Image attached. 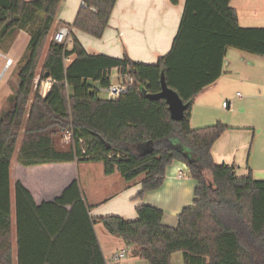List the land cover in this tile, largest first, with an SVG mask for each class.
Masks as SVG:
<instances>
[{"label":"trees","instance_id":"trees-1","mask_svg":"<svg viewBox=\"0 0 264 264\" xmlns=\"http://www.w3.org/2000/svg\"><path fill=\"white\" fill-rule=\"evenodd\" d=\"M83 1L66 26L101 39L117 0ZM61 2L0 0V51L19 32L30 37L19 86L0 116V264H106L97 223L150 264H173L176 253L184 264H264V180L238 177L234 166L215 163L212 149L227 125L191 127L195 99L223 75L228 50L264 56V27H242L232 0H187L170 52L147 65L128 56L89 55L74 33L70 48L49 43ZM113 70L129 74L135 85L117 99H103L99 88L112 85ZM162 76L188 105L181 122L172 121L165 100L141 91L160 93ZM47 81L43 96L40 85ZM67 132L70 146L59 148ZM143 146L148 149L137 148ZM173 161L185 162L197 182L194 205L182 211L176 228L148 205L137 208L133 221L94 220L78 180L40 202L21 179L13 182L15 163L25 169L102 163L105 175L119 173L128 184L144 177L142 196L163 185ZM28 176L32 185L43 178Z\"/></svg>","mask_w":264,"mask_h":264},{"label":"crops","instance_id":"crops-1","mask_svg":"<svg viewBox=\"0 0 264 264\" xmlns=\"http://www.w3.org/2000/svg\"><path fill=\"white\" fill-rule=\"evenodd\" d=\"M186 2L117 0L104 41L76 30L73 33L89 55H107L118 59L128 56L136 63L156 64L173 46ZM83 3V0H63L56 25H73ZM231 6L238 12L242 27L258 23H263L264 27V0H232ZM68 45L70 48L69 42ZM232 54L230 58L228 50L223 75L195 99L191 127L198 129L218 122L227 125L229 130L216 141L212 149L215 163L234 166L238 177L251 174L255 180L263 181L264 56L247 55L241 51ZM118 76V70H113L112 84L118 82ZM238 88H243L246 96L241 92L229 94ZM137 148L148 149L146 146ZM181 173L184 176L181 177ZM28 175H42L43 178L32 185ZM143 178L139 177L128 184L119 173L105 175L102 163L87 162L82 169L79 163L30 169L16 163L13 165V182L21 179L39 202L53 199L72 181L78 180L87 203L92 206L90 216L94 220L118 216L133 221L138 218L137 208L148 205L163 211L165 226L176 228L182 211L193 206L195 201L197 182L191 177L188 165L173 161L166 169L163 185L140 196ZM100 226L104 227L97 223L94 228L105 259L122 249H132L122 239L110 235L104 227L110 235L107 237Z\"/></svg>","mask_w":264,"mask_h":264},{"label":"rangeland","instance_id":"rangeland-1","mask_svg":"<svg viewBox=\"0 0 264 264\" xmlns=\"http://www.w3.org/2000/svg\"><path fill=\"white\" fill-rule=\"evenodd\" d=\"M60 6H61V4H60ZM60 6L58 9V13L60 12ZM57 16H58V14H57ZM262 25H263V23H260V24L258 23V25H255V26L249 25V26H243V27H246V28L263 27ZM61 26H63V25H61ZM58 27L59 26H57V25L55 26L56 30L50 36L49 43L51 41H54V36L57 32ZM105 32H104L102 38L98 39L99 41L100 40L104 41ZM29 40H30V37H29L28 33L19 32L17 34V36L15 37L14 41L12 42V44L10 45V47L0 51V76H1L0 77V116H1L2 111L7 106V99L9 98L10 95H12L16 92V90L19 86V71H20L19 69L21 67L23 57L25 56V54L27 52V46H28ZM70 40H71V38H70ZM70 40H69V43H70ZM48 46L49 45L47 44L46 48L44 50L43 56H42V61H44V59L47 55ZM232 53H240V51L238 52V50L230 49V58L233 57V55H234ZM247 55H252V54L247 53ZM4 57L13 60V65L8 70L5 69L7 59ZM40 73H41V68H39V70L37 72V76H38L37 82H38V79L40 77ZM112 81L114 83L115 79H113ZM43 88H47L46 82H43L40 85V93H42V94L44 93ZM236 92H241L244 96H246V93L244 92L243 88H241V89L238 88L235 90V92H230L229 94L231 95V94L236 93ZM101 97L102 98H108V92L106 91V89H101ZM200 109H202V108H200ZM206 126H211V124L206 125ZM206 126H204V127H206ZM58 146H59V148H63V149L68 148V146L64 144L63 136H61L59 138ZM84 163H87V162H80L79 163L81 169H82ZM12 171H13V169H12ZM140 178H142V176ZM13 199H14V193H13ZM100 227H102V226H100ZM102 229L105 231L104 227H102ZM105 234L107 235V237L108 236L110 237V235L106 231H105ZM99 235H100L101 241L103 242L102 234L100 233ZM131 262H132V264H150L148 261L142 260L140 258H132ZM173 264H184V259H183L182 253H176L173 256Z\"/></svg>","mask_w":264,"mask_h":264},{"label":"built area","instance_id":"built-area-1","mask_svg":"<svg viewBox=\"0 0 264 264\" xmlns=\"http://www.w3.org/2000/svg\"><path fill=\"white\" fill-rule=\"evenodd\" d=\"M83 6H85V4L83 3ZM93 11L95 9H92ZM74 30L66 25L61 26L58 31L56 32L55 36H54V41L60 44H64V43H68L72 34H73ZM6 58V57H4ZM7 59L6 62V70H8L12 65H13V60L12 59ZM67 62H70V59L67 60ZM1 77V76H0ZM48 84L50 81H47ZM46 82V83H47ZM135 85V79L133 77H131L129 74L126 75H119L118 76V82L115 84H112L109 88L106 89V91L108 92V100L111 99H117L123 92L127 91L129 89V87ZM101 89L100 88V94H101ZM44 93L41 95L45 96L48 88H43ZM239 96H241V94H238ZM225 107H227V104H225ZM63 139H64V144L67 145L68 147L70 146V143L72 141V133L71 132H67L63 135ZM180 176H184L182 173L180 174ZM133 258L132 255V249L130 248H125L122 249L116 253H114L111 257H108L105 259V263L106 264H132L131 260Z\"/></svg>","mask_w":264,"mask_h":264},{"label":"water","instance_id":"water-1","mask_svg":"<svg viewBox=\"0 0 264 264\" xmlns=\"http://www.w3.org/2000/svg\"><path fill=\"white\" fill-rule=\"evenodd\" d=\"M48 77L49 75L46 74V78ZM141 91L143 92V94H146L152 99L165 100L169 105V111L172 121L178 123L184 120L188 105L184 104L179 95L174 90L168 87L164 76H162V91L160 93L155 95L147 94V91L143 87H141Z\"/></svg>","mask_w":264,"mask_h":264}]
</instances>
